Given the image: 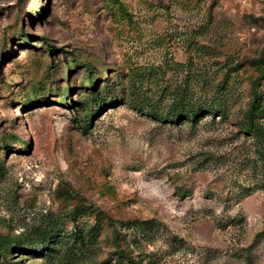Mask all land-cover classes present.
Instances as JSON below:
<instances>
[{"label":"rangeland","instance_id":"rangeland-1","mask_svg":"<svg viewBox=\"0 0 264 264\" xmlns=\"http://www.w3.org/2000/svg\"><path fill=\"white\" fill-rule=\"evenodd\" d=\"M263 52L264 0H0V264H264Z\"/></svg>","mask_w":264,"mask_h":264},{"label":"trees","instance_id":"trees-1","mask_svg":"<svg viewBox=\"0 0 264 264\" xmlns=\"http://www.w3.org/2000/svg\"><path fill=\"white\" fill-rule=\"evenodd\" d=\"M46 47H47L46 50L49 53H53L54 51L60 50V49H55L53 46L48 45V44ZM73 61L76 62L75 60ZM260 63L262 65V72L258 75L257 79L253 82V94H252L253 97L245 111L244 119H245V130L248 131L250 134L255 135L256 139H259L261 141V143L263 144V150H264V142H263V137H262L263 134L259 130L258 124L255 122V120L261 115V112H262L261 101H260L262 99V96L257 92V90L259 89V85H258L259 80L261 79V77L264 76V52L261 56ZM88 84L89 86L87 87V89L91 91V95H92L91 99L88 102V104L91 106L90 111L88 112V115L91 114V116H93L96 110L102 109V107L106 105L114 104L115 102H117V99H114V100L111 99L109 101L108 100L109 92H106V94H102V90H98V88H96V85L94 84L93 79H90V80L88 79ZM66 93L69 94V90H66ZM200 112H202V110H200L199 108L195 110L193 109L192 106L182 107L168 114L159 115L158 118H160L161 120L169 121V122H178L182 119L183 120L187 119L191 122H194ZM19 142L23 146H25V144L22 141H19ZM49 244H50V240L46 237V235H42L41 237L38 238V240L32 243L25 242L24 244H20L18 246L26 245L28 250H33L34 252H41L39 254H42L43 252L48 250ZM3 247H4V244L2 243V240L0 238V254H3L5 249L7 250L10 249L7 247L5 249H2ZM121 258L124 261H118L117 264H127V261L131 262V260L127 256H125L123 253L121 254Z\"/></svg>","mask_w":264,"mask_h":264}]
</instances>
